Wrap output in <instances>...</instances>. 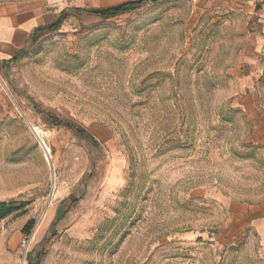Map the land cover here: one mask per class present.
Masks as SVG:
<instances>
[{"label":"rangeland","instance_id":"1","mask_svg":"<svg viewBox=\"0 0 264 264\" xmlns=\"http://www.w3.org/2000/svg\"><path fill=\"white\" fill-rule=\"evenodd\" d=\"M129 1L0 0V264H264V0Z\"/></svg>","mask_w":264,"mask_h":264},{"label":"trees","instance_id":"2","mask_svg":"<svg viewBox=\"0 0 264 264\" xmlns=\"http://www.w3.org/2000/svg\"><path fill=\"white\" fill-rule=\"evenodd\" d=\"M161 1H164V0L129 1V2H124V3L114 5L111 7H107V8L90 9V10H87L86 12L90 15L101 18L103 21H108L118 16H122L128 13L138 11L147 5L157 4ZM77 11H80V10L77 9ZM65 17H66V12H62L59 18L52 24L36 28L31 34L32 41L33 42L37 41L40 37L44 36L47 33H53V32L58 31L61 28ZM25 52H26L25 49L20 50L18 54L10 61L16 62ZM6 63H8V61H6L5 64ZM49 118H50L51 123L55 127H65L73 132L75 138L86 141L94 149L99 148L100 144L98 140L94 136H92L90 132H88L85 128H83L79 124L73 121H70V120H63L51 114H49ZM5 208H6L5 204L0 205V219L5 218L7 215L11 213L10 211L5 212Z\"/></svg>","mask_w":264,"mask_h":264},{"label":"crops","instance_id":"3","mask_svg":"<svg viewBox=\"0 0 264 264\" xmlns=\"http://www.w3.org/2000/svg\"><path fill=\"white\" fill-rule=\"evenodd\" d=\"M50 16L24 13L0 18V56L4 61L14 58L31 37L33 31L41 27Z\"/></svg>","mask_w":264,"mask_h":264},{"label":"built area","instance_id":"4","mask_svg":"<svg viewBox=\"0 0 264 264\" xmlns=\"http://www.w3.org/2000/svg\"><path fill=\"white\" fill-rule=\"evenodd\" d=\"M29 245H30V238L24 239L23 240V248L25 249V255H24L23 264H26V257H27V254H28Z\"/></svg>","mask_w":264,"mask_h":264},{"label":"bare ground","instance_id":"5","mask_svg":"<svg viewBox=\"0 0 264 264\" xmlns=\"http://www.w3.org/2000/svg\"><path fill=\"white\" fill-rule=\"evenodd\" d=\"M0 80H1V78H0ZM30 123V122H29ZM31 124V123H30ZM31 126H32V124H31ZM32 128H33V130L36 132V134L38 135V136H40V138L42 139V137H41V131L39 130V128L38 127H36V126H32ZM43 140V139H42ZM46 155H49L50 154V149L48 148H46ZM49 159H50V156H49Z\"/></svg>","mask_w":264,"mask_h":264},{"label":"water","instance_id":"6","mask_svg":"<svg viewBox=\"0 0 264 264\" xmlns=\"http://www.w3.org/2000/svg\"><path fill=\"white\" fill-rule=\"evenodd\" d=\"M39 137V136H38ZM39 140H40V146L41 147H43V145L45 146V143L41 140V138L39 137ZM47 159H48V161H49V163H50V159H49V155H47ZM51 164V163H50ZM51 167H52V164H51ZM53 182H54V180H53Z\"/></svg>","mask_w":264,"mask_h":264}]
</instances>
